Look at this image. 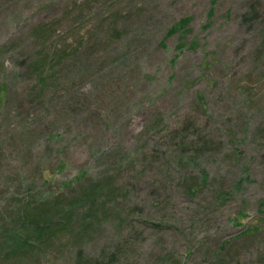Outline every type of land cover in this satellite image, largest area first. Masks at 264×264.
I'll use <instances>...</instances> for the list:
<instances>
[{
  "label": "rangeland",
  "instance_id": "374dc122",
  "mask_svg": "<svg viewBox=\"0 0 264 264\" xmlns=\"http://www.w3.org/2000/svg\"><path fill=\"white\" fill-rule=\"evenodd\" d=\"M210 7V0H0V85L8 90L0 108V232L15 222L19 200L68 197L46 212L64 220L54 232L29 250L0 251V264H73L79 246L110 255L120 243L130 246L127 259L112 264H205L216 252L225 264H264V226L235 239L242 227L232 222L241 210L244 225L264 221L256 212L264 203V0H217L211 16ZM187 15L179 47V33L165 35ZM41 33L47 58L57 52L66 60L55 96L31 101L29 65ZM185 120L214 140L189 161L190 151L171 157L175 146L158 132ZM150 151L165 152V166L147 160ZM99 177L115 200L86 218L79 197ZM195 182L203 187L191 194ZM111 208L129 223L116 222Z\"/></svg>",
  "mask_w": 264,
  "mask_h": 264
},
{
  "label": "trees",
  "instance_id": "16d2710c",
  "mask_svg": "<svg viewBox=\"0 0 264 264\" xmlns=\"http://www.w3.org/2000/svg\"><path fill=\"white\" fill-rule=\"evenodd\" d=\"M217 0H210L211 7L208 10V15H213L214 7L216 5ZM192 17L190 15L181 17L176 22H174L166 31L165 38L179 33L180 41L178 42L179 47H184L185 43L183 41L184 35L190 30V22ZM209 23H206L205 27L208 26ZM38 32H42V28H37ZM44 31V30H43ZM43 34V33H41ZM44 34L41 37H36L38 44V51L33 60L31 61V72L33 73V80L31 82V88L26 89V94L31 101H34V97L39 100H47L48 98L55 96V89H51V86L57 81L58 77L56 74L58 73L57 67L62 64L66 57L64 54H60L54 52L52 56L56 57V60H52L47 58V54L51 50L48 47L49 38ZM41 38V39H40ZM40 39V40H39ZM196 45V42L193 41L189 44V46ZM60 52H63L60 50ZM7 88L6 84L3 82L0 85V108L3 107L5 103V99L7 98ZM34 97H33V96ZM199 100H202V96L198 95ZM159 134L165 139L166 142L169 140L173 146H175L174 150H169L171 152V157L175 156L176 152H181L185 154V152H192L191 155H186L185 160L189 161L190 159L198 158L199 155H202L206 150H209L214 144V140L209 133L202 129L196 121L185 120L179 126L168 129L158 131ZM60 134L57 132L51 133L49 136V140L55 141ZM180 153V154H181ZM104 155V152L100 153L98 158ZM145 158L147 160L153 161H161L163 160L162 165L165 166V152L162 157H157L154 151L147 152L145 154ZM63 164H60L61 167ZM132 167L134 165H131ZM87 173L86 170H81L80 174L74 179L76 183H78L79 187H82L81 183L82 178H84V174ZM201 180L205 181L208 177L207 171L204 169L200 170ZM82 177L80 180L78 178ZM43 178V176H42ZM105 180L103 178H97L96 180L90 182L89 185L83 188V191L79 197L80 201L86 202V210L89 212V215H86V218L98 214V204L102 203L103 205H107L109 202L114 201L115 199H108L110 196L111 190L105 191ZM75 183V184H76ZM69 184V183H68ZM202 183L195 182L194 184L188 186V191L191 194L202 189ZM108 192V193H106ZM105 195H108L105 197ZM68 197L63 193H58L53 197V202H50L49 199L39 200V202H31L29 197L26 198L25 201L19 200L17 204L20 207L14 211L13 216L15 218V222L3 228L0 232V251H5L6 253H10L17 249L29 250L41 241V237L44 235H50L57 228L58 225L62 224L64 220L58 219L56 213L46 214L47 210L50 207L57 206L62 203V201L66 200ZM70 200V198H69ZM75 200V199H73ZM71 205L66 209V217L71 222L74 218L73 210L75 209V203L71 201ZM45 204H47L45 206ZM263 201L261 200L258 203V208L256 210L257 214H261L264 216V207ZM11 208V207H10ZM116 211V215L114 214ZM111 214L115 216L116 222H128L129 220L125 217V213L123 214L119 209L111 208ZM249 218L248 214L241 210L238 211L236 216L232 218V222L234 225L241 226L242 229L236 234V238H243L244 240L252 235L254 232H257L260 228L264 226V221L259 218H252L244 223L240 222L241 218ZM75 252V259L73 264H112L117 259L118 260H126V255L128 253L129 245L124 243H120L115 246L113 252L110 255H106L104 253H100L99 255H89L86 254L81 246H79ZM221 252H216L213 255V259L209 262H205V264H225L224 261L220 260L219 262L215 260L217 256L220 255ZM190 254V251H189ZM238 255V253H237Z\"/></svg>",
  "mask_w": 264,
  "mask_h": 264
}]
</instances>
